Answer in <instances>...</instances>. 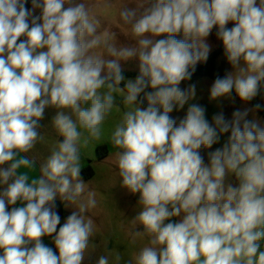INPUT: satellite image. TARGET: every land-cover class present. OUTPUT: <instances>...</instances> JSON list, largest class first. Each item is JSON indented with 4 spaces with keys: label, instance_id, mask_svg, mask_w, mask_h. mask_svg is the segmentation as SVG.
<instances>
[{
    "label": "clouds",
    "instance_id": "obj_1",
    "mask_svg": "<svg viewBox=\"0 0 264 264\" xmlns=\"http://www.w3.org/2000/svg\"><path fill=\"white\" fill-rule=\"evenodd\" d=\"M25 2L0 0V264H82L93 234L84 213L96 200L81 199V149L104 138L121 104L107 139L120 186L139 194L133 237H148L126 264H264V123L249 118L261 105L210 123L196 85L180 86L207 61L215 27L233 71L216 77L209 99L222 108L233 91L248 102L264 90V0H130L118 16L131 46L101 30L112 0H31V11ZM132 59L138 75L121 88ZM185 105L177 124L170 113ZM47 108L63 140L30 177L26 154L44 139ZM226 134L205 163L199 150ZM57 197L78 205L58 232ZM53 233L58 254L42 241Z\"/></svg>",
    "mask_w": 264,
    "mask_h": 264
},
{
    "label": "rangeland",
    "instance_id": "obj_2",
    "mask_svg": "<svg viewBox=\"0 0 264 264\" xmlns=\"http://www.w3.org/2000/svg\"><path fill=\"white\" fill-rule=\"evenodd\" d=\"M113 8L106 14L104 20L101 22V30L103 28H110L112 32L116 33L118 44L124 46H131L133 41L126 36L128 31L127 26L123 25L118 16V10L121 6L129 4L130 0H112ZM32 10V6L29 9ZM40 11L37 9L34 15H39ZM228 28L233 27L232 23L227 25ZM165 37H158L161 39ZM177 39L182 38V34H178ZM23 39V37L21 38ZM207 43L211 46L209 56L220 47L223 48L222 41L216 37V28L214 27L209 37H207ZM208 56V57H209ZM198 63V64H203ZM122 67L126 72L138 73V60L132 59L127 62H122ZM233 68L227 61V58L223 52L220 54L216 61V73L226 75L232 72ZM136 76H126L125 82L128 79H135ZM214 80L208 76H192L188 81L181 82V88H186L189 84L196 85L197 97L194 103H198L205 107L206 118L211 123L212 117L217 112L223 110L226 118H231V114L234 110L245 108L253 109L254 106L251 101L244 102L236 94H232L233 99H224L221 101L222 108L218 106L216 101L209 99L210 88ZM122 88V87H121ZM120 97H117V103L121 102ZM259 105L264 109V95L258 99ZM187 105L183 109L176 110L170 113V116L176 120L177 124L184 118L187 111ZM124 111V106L121 104L120 110L113 109V112L109 119L105 122V136L104 138L95 144L89 145L88 148L81 149V162L82 169L80 172V178L85 183V190L81 199L86 202L89 193L93 194L96 200V206L89 208L85 213V219H91L93 221V234L90 237L89 249L86 250L82 264H97V261L101 255L106 256L109 260V264H116L115 255L119 253L122 257L120 264H126V261L133 259L138 254L140 249L148 244V237L138 236L133 237L134 231L142 230L141 226L134 225L132 219L137 212L140 211V206L137 205L139 194H131L127 189L122 188L121 178L118 175V167L116 164L115 152L117 151L111 143L108 141L107 136L110 133L112 127L117 123ZM55 115V109H45L43 119L40 121V132L44 139L38 141L35 147L26 155L36 160V166L33 170L29 171L30 177L39 176V166L50 155L51 149L56 146L57 141L61 142L63 137L59 136L51 121ZM257 118L264 123V116L258 111L250 112L249 118ZM227 139V134L221 137L218 144H215L210 149L201 148L200 154L205 163L209 162V153L215 151L217 148L222 147L224 141ZM104 155L100 156L99 153ZM93 171L92 175H89L90 171ZM21 171H28L21 169ZM233 186H235V177L232 178ZM61 208L62 216L60 219V226L66 221L67 217L76 209L78 205H69L65 207L59 197L55 200ZM22 206L20 202H17L14 207ZM179 218L177 217L176 220ZM43 243L52 248L54 252H57L53 239L49 236L42 238ZM261 249H264V241L260 242ZM32 245H29L31 247ZM58 254V253H57Z\"/></svg>",
    "mask_w": 264,
    "mask_h": 264
},
{
    "label": "trees",
    "instance_id": "obj_3",
    "mask_svg": "<svg viewBox=\"0 0 264 264\" xmlns=\"http://www.w3.org/2000/svg\"><path fill=\"white\" fill-rule=\"evenodd\" d=\"M32 6V2L31 0H26L25 2V7L27 9H30ZM223 52V48L220 47L218 50L214 51L207 59L206 62H204L203 64H197L196 66V70L195 72L193 73L192 76H208L210 77L211 79L215 80L217 76L219 77H224V75H221V74H217L216 73V61L218 59V57L220 56V54ZM123 75L124 77L126 76H137L138 73H132V72H126V71H123ZM120 87H125V81H122L121 84H120ZM232 94H235V92L233 91ZM264 95V90L261 91L260 94H258L253 100H251L253 106L259 104L258 103V99ZM140 98H138L139 100ZM146 101L145 103L142 105V107H146ZM258 111L264 116V109L261 107L260 109H258ZM102 147H99V153H100V149ZM100 156L103 157L104 155H102L100 153ZM87 171H90L89 172V175H92L93 174V171L91 170V168L89 167L87 169ZM173 220L175 221L176 218H173Z\"/></svg>",
    "mask_w": 264,
    "mask_h": 264
},
{
    "label": "water",
    "instance_id": "obj_4",
    "mask_svg": "<svg viewBox=\"0 0 264 264\" xmlns=\"http://www.w3.org/2000/svg\"><path fill=\"white\" fill-rule=\"evenodd\" d=\"M57 213H58V215H59V217H60V219H61V216H62V211H61V208H60V206L58 205V203L57 202H55V209H54ZM59 227H60V224L57 226V232H58V230H59ZM56 235V233H53L52 234V236H49V237H51L52 239H53V237ZM58 252V251H57Z\"/></svg>",
    "mask_w": 264,
    "mask_h": 264
},
{
    "label": "flooded vegetation",
    "instance_id": "obj_5",
    "mask_svg": "<svg viewBox=\"0 0 264 264\" xmlns=\"http://www.w3.org/2000/svg\"><path fill=\"white\" fill-rule=\"evenodd\" d=\"M58 253V252H57Z\"/></svg>",
    "mask_w": 264,
    "mask_h": 264
}]
</instances>
